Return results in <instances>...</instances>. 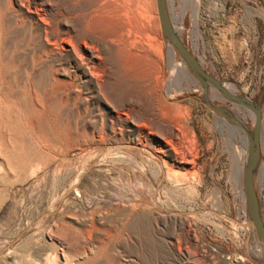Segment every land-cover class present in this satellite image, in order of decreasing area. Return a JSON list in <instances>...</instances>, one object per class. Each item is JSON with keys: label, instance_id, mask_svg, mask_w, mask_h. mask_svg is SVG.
<instances>
[{"label": "rangeland", "instance_id": "obj_1", "mask_svg": "<svg viewBox=\"0 0 264 264\" xmlns=\"http://www.w3.org/2000/svg\"><path fill=\"white\" fill-rule=\"evenodd\" d=\"M126 1L111 4L123 14ZM88 2L0 0V264H262L242 186L254 114L201 86L156 0L151 71L101 49L102 91L80 78L70 42L91 44ZM165 3L202 67L260 109L264 226V0Z\"/></svg>", "mask_w": 264, "mask_h": 264}, {"label": "bare ground", "instance_id": "obj_2", "mask_svg": "<svg viewBox=\"0 0 264 264\" xmlns=\"http://www.w3.org/2000/svg\"><path fill=\"white\" fill-rule=\"evenodd\" d=\"M85 1H89V11L87 10L89 13L88 17L86 16L89 23L84 26L83 35L85 34L84 37L88 38L91 44L88 45L85 42V47L81 49L82 54L80 55L77 53L76 40L70 42L72 56L75 60V64L77 65L76 67L78 68L77 71H75L76 75L87 80L97 89H101L104 82V75L107 74L106 68H108H105L104 66L103 55L100 53L101 49L102 51H110L115 56L124 55V57H126V55H130L133 59L139 55L145 60L148 70L151 71V62H153V60L148 50L156 47L161 55L163 51L162 46L160 45L161 43H159L151 28V22L154 17L152 11L150 10V5L154 9V0H149L150 2L147 0H127L126 2L128 3V7L125 10L126 12L123 14L118 13V11L116 12L114 8L117 6L111 4L112 1L119 0ZM138 36L141 37V40H145H139L137 38ZM138 45L140 49L137 48ZM174 50V48L169 46L170 53H174ZM68 51H70V49H68ZM172 69L189 75L187 68L182 67L178 63H172ZM130 70L131 71L126 76L127 80L138 86V83H140L138 71L133 69V67ZM211 87L215 92L214 95L218 98H222L219 94L221 93L220 88L226 92H232V88L225 84H221L220 87L215 85ZM242 105L246 107L245 104ZM254 107L257 108L256 105H254ZM246 108L250 110L249 112L252 115L254 114V110L252 108ZM260 176L264 179V165L260 167Z\"/></svg>", "mask_w": 264, "mask_h": 264}, {"label": "water", "instance_id": "obj_3", "mask_svg": "<svg viewBox=\"0 0 264 264\" xmlns=\"http://www.w3.org/2000/svg\"><path fill=\"white\" fill-rule=\"evenodd\" d=\"M157 13L160 23V28L162 34L169 41V43L174 47L184 62L190 68L195 79L201 84V86L206 89L208 87L207 82L212 85L220 87V82L214 76H212L208 71H206L200 62L194 57V55L186 48L180 37L175 33L171 26L170 18L168 15V10L166 8L165 0H156ZM207 81V82H206ZM222 94L238 104H245L246 107L252 108L254 110V127L252 132H247L248 137V154L246 164L243 170L242 176V186L247 203V210L250 218L251 225L254 230V234L257 242L260 244L263 251V262L264 264V226L260 217L259 202L258 197L254 187L253 172L259 159L260 154V132L262 127V118L259 107L252 101L247 100L241 96H238L231 92H226L221 89ZM254 105L257 106L254 107ZM220 113L223 110L217 107H213Z\"/></svg>", "mask_w": 264, "mask_h": 264}, {"label": "crops", "instance_id": "obj_4", "mask_svg": "<svg viewBox=\"0 0 264 264\" xmlns=\"http://www.w3.org/2000/svg\"><path fill=\"white\" fill-rule=\"evenodd\" d=\"M205 7L207 9H210L211 6L209 4H205V0H203V9H205ZM224 10H225V5H223V3H221V5H220V12H221V14L224 13ZM227 26L228 25L225 26V23L224 22L220 23L219 32L220 31L221 32H224V35H225L226 40L233 39V37H232V35L230 33V30H228Z\"/></svg>", "mask_w": 264, "mask_h": 264}]
</instances>
